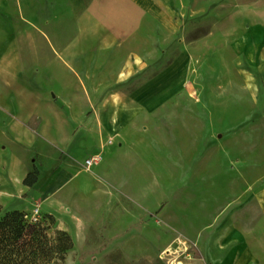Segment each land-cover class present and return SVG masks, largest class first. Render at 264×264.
<instances>
[{
    "label": "rangeland",
    "instance_id": "1",
    "mask_svg": "<svg viewBox=\"0 0 264 264\" xmlns=\"http://www.w3.org/2000/svg\"><path fill=\"white\" fill-rule=\"evenodd\" d=\"M63 5L60 0V25L67 24ZM132 10L139 27L152 25L140 8L118 0V11ZM178 14L171 19L183 20L186 34L156 46L159 64L140 67L122 84L145 109L138 135L118 146L117 170L112 162L83 165L82 185L72 180L60 192L37 196L43 178L34 157L27 167L37 170V181L20 189L7 172L19 151L3 149L0 134V217L17 210L50 234L65 232L72 241L65 264H209L216 244L219 264L231 246L250 243L261 222L254 196L264 183V102L256 94L264 86L250 87L238 70L242 49L235 41L209 39L216 33L212 20L184 21ZM142 39L139 54L148 51ZM129 41L124 35L127 58ZM5 118L0 109V125ZM254 249L246 264H264Z\"/></svg>",
    "mask_w": 264,
    "mask_h": 264
},
{
    "label": "crops",
    "instance_id": "2",
    "mask_svg": "<svg viewBox=\"0 0 264 264\" xmlns=\"http://www.w3.org/2000/svg\"><path fill=\"white\" fill-rule=\"evenodd\" d=\"M61 1L67 6L66 25L58 23L60 0H0V109L6 117L0 134L3 149L10 145L19 151L21 158H13L7 172L20 189H29L22 180L31 156L43 178L37 196L60 192L72 180L82 185L79 177L91 157H99L93 166L112 162L117 170L118 146L138 135L145 109L122 84L140 67L159 64L156 46L186 34L183 20L176 25L171 19L176 11L184 21L212 20L216 33L209 39L235 41L242 49L238 70L250 87L264 86V0H126L153 25L146 27L136 24L135 10L118 11V0ZM202 12L209 14L202 18ZM118 18L131 20L125 24ZM124 35H130V58L124 56ZM142 38L148 51L139 54ZM256 98L264 102V90H257ZM254 197L261 222L251 242L231 246L219 264L250 263L254 247L264 263V183ZM212 250L209 264H218L217 244Z\"/></svg>",
    "mask_w": 264,
    "mask_h": 264
},
{
    "label": "trees",
    "instance_id": "3",
    "mask_svg": "<svg viewBox=\"0 0 264 264\" xmlns=\"http://www.w3.org/2000/svg\"><path fill=\"white\" fill-rule=\"evenodd\" d=\"M37 175L33 168L22 185L31 188ZM25 218L17 210L0 217V264H65L66 254L72 249L70 237L60 230L50 234L48 226Z\"/></svg>",
    "mask_w": 264,
    "mask_h": 264
},
{
    "label": "built area",
    "instance_id": "4",
    "mask_svg": "<svg viewBox=\"0 0 264 264\" xmlns=\"http://www.w3.org/2000/svg\"><path fill=\"white\" fill-rule=\"evenodd\" d=\"M99 161V157H91L84 162L85 169L89 170L95 163Z\"/></svg>",
    "mask_w": 264,
    "mask_h": 264
}]
</instances>
